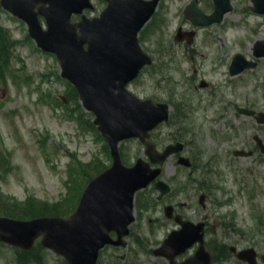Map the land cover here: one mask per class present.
Masks as SVG:
<instances>
[{
    "label": "rangeland",
    "instance_id": "374dc122",
    "mask_svg": "<svg viewBox=\"0 0 264 264\" xmlns=\"http://www.w3.org/2000/svg\"><path fill=\"white\" fill-rule=\"evenodd\" d=\"M190 2L161 0L151 23L140 35L141 45L155 57V65L162 64L160 73L145 70L128 89L141 99L162 102L171 99V90L178 100L187 96L193 103L188 111L196 119L184 125L181 134L189 139V152H198L204 163H221L226 205L217 206L212 197L202 208V170L189 175L191 171L176 166V158H171L162 178L172 186L173 193L155 203L158 193L150 187L146 193L152 198L145 202L142 212L138 211L127 238L128 247L108 249L102 264H164L154 257L153 250L180 228L164 216L167 204L175 205L185 219L207 222L208 250L220 249L223 244L248 247L253 243L252 236H264V162L255 157L233 158L236 149L253 148L254 134L264 139V126L220 110L222 96L264 110V58L253 57L254 43L264 40V16L252 12L250 0H231L233 10L222 23L195 28L183 13ZM93 3L96 11L87 12L90 17L99 15L106 6L102 0ZM199 6L207 14L214 10L212 0H200ZM179 27L194 33L193 44L175 41ZM28 33L27 25L0 6L4 43L0 60V212L18 214L19 207L32 198V215L69 216L76 200L68 208L57 204L61 205L71 192L66 184L70 165L77 161L83 166V176L72 186L79 195L90 178L83 168L94 177L99 170L109 167L112 159L109 150H105L104 139L92 127L93 115L82 107L70 83L62 78L56 57L39 50L28 39ZM237 53L256 60L257 68L230 76L229 64ZM202 80L210 86L197 93L193 86H199ZM202 95L206 103H200ZM216 97L217 103L213 104ZM173 126L159 128V140L171 141ZM120 150L127 165H133L139 157L145 158L144 146L137 140L121 143ZM181 203H186V208H180ZM260 241L264 244V239ZM121 256L125 259L120 260ZM62 260L53 252L46 254L48 264H63ZM0 264H18L14 248L0 245Z\"/></svg>",
    "mask_w": 264,
    "mask_h": 264
},
{
    "label": "water",
    "instance_id": "95a60500",
    "mask_svg": "<svg viewBox=\"0 0 264 264\" xmlns=\"http://www.w3.org/2000/svg\"><path fill=\"white\" fill-rule=\"evenodd\" d=\"M107 1L109 7L101 18L92 21L83 18L79 24L70 23L71 15L91 8L89 0L1 1L5 9L27 22L31 36L41 48L57 55L62 75L76 85L84 107L95 113L94 123L108 140L114 157L113 167L91 182L77 213L70 219L42 218L29 222L0 219V241L29 249L34 238L43 234V244L64 255L70 264H96L99 250L106 244L126 245L123 238L129 234L128 225L134 221V194L161 172L152 170L143 160L133 168L123 166L118 152L119 142L140 138L147 147L150 161L159 164L170 154L182 150V145L178 144L169 146L161 154L146 141L148 132L168 119V107L150 100L141 101L126 88L140 70L151 63L138 43L137 34L153 14L158 0ZM197 1L188 8V15L195 25L221 22L232 10L230 0H214L215 11L206 16L197 8ZM254 1L255 11L264 13V0ZM39 14L47 20V31L40 25ZM85 44H88L87 50ZM256 55L264 56V44L257 45ZM239 62L241 65L237 66ZM247 65L244 58L237 55L231 73L237 74ZM259 121L264 123V117ZM261 149L264 153L263 146ZM156 188L162 191L161 198L170 191L162 182ZM166 213L172 217V208H166ZM177 220L181 222L179 218ZM182 224L185 228L173 233L168 241L173 248L169 247L168 251V247H163L162 254L173 257L196 239L202 241L203 224L195 225L196 230L191 229L194 224ZM111 231L117 232V241L109 237Z\"/></svg>",
    "mask_w": 264,
    "mask_h": 264
},
{
    "label": "flooded vegetation",
    "instance_id": "af4514ba",
    "mask_svg": "<svg viewBox=\"0 0 264 264\" xmlns=\"http://www.w3.org/2000/svg\"><path fill=\"white\" fill-rule=\"evenodd\" d=\"M230 110L233 113H235V109H234L233 104L226 109V113H228ZM254 151H256V149H254ZM256 252L257 253H256L255 257L253 258V261H255L256 264H264V251L256 248ZM235 254L236 253H234V254L232 253V255H230V254L228 255V254L224 253L223 249L218 250L216 253L210 254V257H211L210 264H229L232 261L234 262V264H247L245 262L237 260V257ZM185 260H186V258L180 259V257H178V259L176 261L181 263Z\"/></svg>",
    "mask_w": 264,
    "mask_h": 264
},
{
    "label": "trees",
    "instance_id": "16d2710c",
    "mask_svg": "<svg viewBox=\"0 0 264 264\" xmlns=\"http://www.w3.org/2000/svg\"><path fill=\"white\" fill-rule=\"evenodd\" d=\"M35 256V259H39L40 258V251L38 250V251H36L35 252V254H34ZM28 257V256H27ZM39 264H42V263H39Z\"/></svg>",
    "mask_w": 264,
    "mask_h": 264
}]
</instances>
